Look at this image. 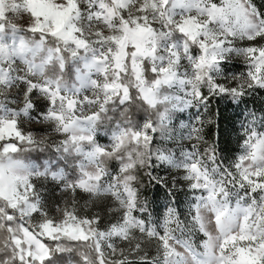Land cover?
Returning <instances> with one entry per match:
<instances>
[{
	"label": "rangeland",
	"instance_id": "374dc122",
	"mask_svg": "<svg viewBox=\"0 0 264 264\" xmlns=\"http://www.w3.org/2000/svg\"><path fill=\"white\" fill-rule=\"evenodd\" d=\"M211 2L220 0H168L163 7L160 0H155V7L153 0H75L81 9L77 19L74 5L59 7L64 0H57L56 7L52 0H0V197L13 211L0 208L8 223L7 244L0 240V246L4 245L0 264H7V259L41 264L40 257L50 254L51 243L60 238L90 243L97 259L102 246L105 264L118 261L121 252L129 255L137 243L142 244L141 251L160 256L159 240L141 235V220L168 236L172 247L163 264H193L194 254L198 264L209 260L211 264H264V191H247L254 173L264 177V113L235 102L233 155L223 157L212 147L201 148L207 126L204 105L213 92L208 86L215 82L225 88L246 87L248 74L255 70L264 78V56L249 59L252 53L245 51L264 49V37L256 44L245 42L264 27V0H246L255 22L245 19L223 31L203 19L219 14L214 7H205ZM256 2L262 5L260 13ZM29 13L43 16L44 22L33 21ZM57 17L63 20L53 36L74 63L70 85L43 74L49 66L63 68L64 58L58 48L33 39L35 32L27 31L33 26L46 35L53 31L48 22L55 24ZM177 24H182L180 30ZM173 34L165 47L163 37ZM179 36V42L174 40ZM178 59H185L187 67L177 69ZM213 59L221 60L216 65ZM233 59L240 63L241 72L224 75L221 64ZM145 62L152 72L155 69L151 80L144 74ZM56 71L51 70L52 75ZM132 88L151 109L150 117L146 113L139 119L123 117ZM199 88L204 99L197 100ZM37 100L43 101L40 112H35ZM108 107L122 118L110 120L105 116ZM149 122L155 132L145 128ZM144 132L147 141L137 135ZM154 140L151 155L157 164L173 169L174 178L161 175L153 200L145 203L137 198L133 171L142 166ZM44 143L52 147V156L38 153ZM159 149L168 156L165 162L157 158ZM110 159L115 166L104 171L102 164ZM67 161L79 175L72 182L65 181L62 164ZM46 175L63 181L51 207L42 198L45 185L39 182ZM241 177L249 178L245 188L237 186L243 182ZM29 181L34 192L27 187ZM82 191L90 198L77 195ZM102 199H109L102 204L109 216L100 227L118 226L98 234L93 225L85 237L79 224L85 217L100 215L90 208V201ZM225 203L227 216L214 220V208ZM46 220L57 221L56 227H40ZM44 264L92 263L55 262L51 257Z\"/></svg>",
	"mask_w": 264,
	"mask_h": 264
},
{
	"label": "trees",
	"instance_id": "16d2710c",
	"mask_svg": "<svg viewBox=\"0 0 264 264\" xmlns=\"http://www.w3.org/2000/svg\"><path fill=\"white\" fill-rule=\"evenodd\" d=\"M254 3V2H253ZM257 6L258 12H262V5L258 2L255 3ZM29 36V35H27ZM43 37V42L46 46L58 48L59 52L61 53L62 57L64 58V66L61 69H58L57 67L53 66L52 68L46 67L44 69L45 75L49 76H57L58 80L65 85H70L74 78V63L71 61V55L67 52L65 47L63 46L62 42L59 41L55 36L51 35H42L39 33H35L33 35V39H41ZM259 41V37H257L255 40L245 41L248 44H256V42ZM147 65V66H145ZM144 68V74L147 78V80H151L154 78L153 72L151 70L150 65L145 62L143 65ZM51 70H57L55 75H52ZM221 70L224 75L230 74V73H237L241 72L240 63L237 60H231L227 63L221 64ZM130 70L127 69L126 77L129 75ZM41 78V76H39ZM211 86H208L210 88ZM202 88L205 91L206 86L203 85ZM210 91V89H209ZM206 90V92H209ZM136 91L134 88L131 89V98L130 102L127 103V109L124 114V118H130L131 120L133 117H136L139 119V117L143 114L150 117L151 115V109L149 107H146V105L142 104V101L140 99H137ZM137 100H136V99ZM236 101H234V99ZM238 106L245 104L247 106H250L254 110L258 112L264 113V90L260 87H252V88H246L244 90V95L242 96H233L229 93H221V92H212L210 95H208L206 103H205V110L207 113V126L205 131V141L201 143V148H205L206 146L214 148L216 151H219L221 155L224 156H230L233 155L235 150V141L237 140L236 134V126H235V109L236 104ZM140 104L141 108L138 107L136 110V105ZM43 101H39V107L35 103V112H40L43 110ZM145 111V112H141ZM105 116L109 117L110 120L114 118H122L117 115L116 110L112 108H107L105 111ZM239 138V136H238ZM48 143V142H47ZM156 144V141L150 143V150L146 151V156L144 157V163L142 166H138L136 172L133 171L135 175V184L137 185L136 191H137V198L139 200L144 201L145 203L150 202L154 198L153 193L156 191V184L158 185V179L161 175L165 174L167 175V178H174L172 174L173 169L164 167L163 165L157 164L153 156L151 155V151L154 148ZM40 151L38 150V153H43V156L50 157L53 153L52 147L50 145L44 143L42 146H39ZM230 154V155H229ZM43 156H39L43 157ZM151 157V162L149 164V159ZM56 162H61L60 160H57ZM114 160H108L105 162V164H102V169L104 171L113 169L115 166ZM64 167L65 172H67L65 181H75V179L79 176L78 172L74 169L72 165L67 161L66 164H62ZM64 180V179H63ZM169 183L168 180H165ZM171 181V180H170ZM40 185L43 184V195L42 198L44 202L48 206H53L54 203L58 200V193L56 188H59L61 182L56 179H51L49 177H45V179H39ZM46 183V184H45ZM60 183V184H59ZM79 196H85V198H90V195L84 191L77 193ZM103 196V195H102ZM102 198V197H101ZM103 200L107 203L109 202V199H102L101 201L92 200V208L93 210H97L102 217V221L107 220V207H103ZM0 208H3L4 211L13 212L12 209H10L7 205V202L0 197ZM0 210V240L6 241L5 245L8 241V231L6 225L8 224L6 220H4L5 212ZM104 211V212H103ZM106 212V213H105ZM113 216V215H112ZM146 245H149L146 243ZM4 245L0 246L3 247ZM151 245H149L150 252L151 251ZM59 249V251H57ZM49 251L52 257V260L55 262H91L92 264H97V258L94 257L95 249L93 246L90 245L88 242H81V241H70L65 238H60L58 240H55L51 243L49 247ZM5 252V250H3ZM156 253V250L154 251ZM7 264H16L12 263L11 260L7 259ZM22 264V263H17Z\"/></svg>",
	"mask_w": 264,
	"mask_h": 264
},
{
	"label": "snow or ice",
	"instance_id": "6c2138e0",
	"mask_svg": "<svg viewBox=\"0 0 264 264\" xmlns=\"http://www.w3.org/2000/svg\"><path fill=\"white\" fill-rule=\"evenodd\" d=\"M168 2V0H160V4L163 7L164 5H166ZM53 6L56 7L57 6V0H52ZM74 5L75 9L77 10V19H79V12H80V5H76L75 0H64V3L59 5V7L61 9H69V5ZM153 6L155 7V0H153ZM205 7H214V9L219 13L218 15H212L211 18H209L208 16H204L203 19L207 22V25L209 26H213L216 27L218 26L220 28L221 31H223L225 28L235 24V25H240L242 22L245 21V19H247L250 22H255L256 21V16H254L249 9V6L246 2V0H220L219 4L217 3H213L211 2L210 5H205ZM142 11L144 9H141ZM29 15L31 16L33 21H39L41 23L44 22V18L43 16H35L32 15L31 13H29ZM63 20V17H57L55 24H52L51 20L48 22L49 25L53 28L52 32H48L46 35H54L56 29L59 28L61 22ZM199 23V21H198ZM177 30H180L182 28V24H177ZM201 28L205 29V31H207V29L205 28V24H201ZM3 29V25H0V30ZM28 32H35V33H39L41 31L40 28L37 27H33V26H28L27 28ZM213 36L215 35V33H210ZM231 35V33H229ZM183 35L182 31H181V36ZM174 34L169 37V36H165L162 39V43L165 44V47H167V43L170 42V39H173ZM257 37H264V27H261L260 30H258L254 35H250L247 36L246 39L249 40H255ZM41 39H43V37H41ZM174 40H176L177 42H179L180 40V36L178 38H175ZM178 46L177 45H174ZM215 47V45H213ZM195 48L198 49V51H201V49H199L198 46H194ZM190 52V49L188 50ZM232 51V49H228V52ZM245 51H248L250 53H252V55L249 56V59H252L253 56L255 55H260V56H264V49H259V48H250V49H246ZM192 57H196L197 53H192L191 54ZM161 60L163 59V57H160ZM187 57H185L186 59ZM185 59H178L177 64H176V68L178 69L181 65H184L185 67H187V65H185L184 61ZM221 59H219L218 61L216 59H213V64H218L220 62ZM147 66V65H145ZM207 67V65H206ZM153 75H156L155 69H153ZM248 79H249V83L246 85V87L243 86H238L236 85L235 87H231V88H225L223 86H220L218 84H216L215 82H213L212 86L209 88L210 91L213 92H221V93H229L233 96H242L244 95V90L246 88H252V87H261L264 88V78L261 77L260 75V71L259 70H255L253 73H249L248 74ZM35 88H32L31 90L27 91V95L28 93L32 92V90ZM202 88H199L196 90V99L200 100V99H204V96L202 94L201 91ZM31 101H29V105L28 107L31 106ZM50 103V102H49ZM37 106L39 107V101H36ZM45 118V117H44ZM146 129H151L153 132H155V128L153 126V124L151 122L147 123L145 125ZM138 136H142L144 140H149V137L147 135V132L144 133H138ZM262 138H264V134H261ZM11 139V138H8ZM247 139V138H246ZM0 143H3L2 141H0ZM12 150L15 151L16 146L15 144L12 145ZM157 158L161 161V162H165L166 160H168V156L165 152V150L163 149H159V151L157 152ZM151 162V157L149 159V164ZM170 163V161L168 162ZM56 174L53 173V176H55ZM254 183L252 184V186L250 188L247 189L248 192L255 194L258 190L259 191H264V177H261L258 173H254ZM241 180L243 181L242 183H239L237 186L240 188H245V185H247L249 183V178L248 177H241ZM30 188V190L32 192H34V188L33 185L30 183L29 181V185L27 186ZM190 187L193 190H197L194 186L190 185ZM207 190V189H206ZM224 197H227L228 193L227 191H224L223 193ZM262 199H264V197H262ZM37 211H39V209H37ZM228 214V208H227V204H222L220 206H217L216 208H214L213 211V219L214 220H221L223 219L225 216H227ZM46 215V213L44 214ZM74 215V214H73ZM12 219V217H9V220ZM102 217L101 216H93V217H85L83 218V220H81L80 224H79V230L83 233V235L85 237H88V232L92 231V226L95 225V232L96 233H104L106 231H108V229L114 227V226H118V225H114L113 223L108 225V229L106 228H101L100 227V222H101ZM120 223H123V216H121L120 218ZM141 235H147L148 238L150 239H158L161 245V255L160 256H150L149 253L147 252H143L141 251L142 249V244L141 243H137L133 250L131 251V253L129 255H124L123 252H121V258L118 261L112 262V264H163V262H165L169 257L166 255L167 250H169L172 246L169 242V238L168 236L164 233V232H158V231H154L152 228L149 227V225H146L145 222H143L141 220ZM57 225V221L55 220H46L44 221L40 227L42 228H47L49 226L52 227H56ZM72 226L76 227L75 222H72ZM87 226L88 231H85V227ZM64 228L68 227V222L67 220L65 221ZM61 231L63 230L60 229ZM233 235H235L233 233ZM174 238V237H173ZM177 243H180L179 241H177ZM205 247H207V245H204ZM59 251V249L57 250ZM135 258V259H133ZM41 260V264H44L45 260H51V256L49 253H45L42 257H40ZM97 264H105V260L103 258V254H102V246H101V250L98 253V260H97ZM193 264H198V262L195 260V254L193 255ZM199 264H204V262H199ZM207 264H211V260H209L207 262Z\"/></svg>",
	"mask_w": 264,
	"mask_h": 264
}]
</instances>
